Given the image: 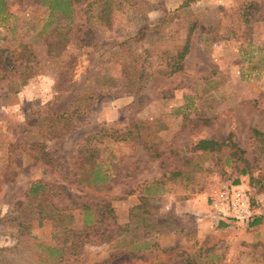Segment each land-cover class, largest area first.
Instances as JSON below:
<instances>
[{
    "label": "rangeland",
    "instance_id": "rangeland-1",
    "mask_svg": "<svg viewBox=\"0 0 264 264\" xmlns=\"http://www.w3.org/2000/svg\"><path fill=\"white\" fill-rule=\"evenodd\" d=\"M49 3L0 0V264H264V217L170 210L231 179L198 139L231 132L264 175V0ZM244 182L262 215L264 177Z\"/></svg>",
    "mask_w": 264,
    "mask_h": 264
},
{
    "label": "trees",
    "instance_id": "trees-1",
    "mask_svg": "<svg viewBox=\"0 0 264 264\" xmlns=\"http://www.w3.org/2000/svg\"><path fill=\"white\" fill-rule=\"evenodd\" d=\"M43 0H41V3ZM49 8L58 9L59 11L63 12L65 14V17H69V13L71 11V0H50V3L48 5ZM195 24L193 21L188 24L185 32L184 42L182 46L179 49L178 57L182 58L185 53L188 51L189 48V37L194 29ZM175 70H180L181 65L180 63L176 64ZM144 83V81L139 82ZM143 85V84H142ZM140 87V86H139ZM140 127L136 128L135 131L138 132ZM249 138L253 142L260 141V143H263L264 141V127L262 129H257L254 127L249 128ZM191 151L201 150V151H207L208 153H211L214 155V167L216 168L217 173L221 177H225L226 169H224L226 166L228 167L229 171L227 173V177L231 176V179L229 180V184H238L239 178L233 177L234 176H244L246 177L248 184H254L255 181L262 179L264 177L262 172L257 173L256 175L253 174V169L247 159L244 157L245 151L239 147L232 139V133L228 132L221 140H214L209 138H202L198 139L194 144H192L189 148ZM226 165V166H225ZM225 166V167H224ZM98 175V174H96ZM98 179L103 180V177H99ZM239 185V184H238ZM43 185L41 184H33L28 189L29 193H35L36 190L43 189ZM259 188H262V185H260ZM256 202L253 201L251 198V206L252 209L254 208V204ZM143 205V208L141 209V212L143 215L139 217L141 222L139 223V227L142 228V237L147 236L152 231L158 233L160 231L159 226L156 224V207L153 205L151 206L150 211L144 210V204H140L139 206ZM148 213L152 219L151 223H147L144 220V214ZM264 217V212L262 215H253L252 218H250L247 221L248 226L256 225L260 222L261 218ZM221 221V220H220ZM223 222V221H222ZM220 222V225H224V223ZM47 249H50L47 247Z\"/></svg>",
    "mask_w": 264,
    "mask_h": 264
},
{
    "label": "built area",
    "instance_id": "built-area-1",
    "mask_svg": "<svg viewBox=\"0 0 264 264\" xmlns=\"http://www.w3.org/2000/svg\"><path fill=\"white\" fill-rule=\"evenodd\" d=\"M213 214L226 223L247 222L253 215L251 196L238 184H229L208 195Z\"/></svg>",
    "mask_w": 264,
    "mask_h": 264
},
{
    "label": "crops",
    "instance_id": "crops-1",
    "mask_svg": "<svg viewBox=\"0 0 264 264\" xmlns=\"http://www.w3.org/2000/svg\"><path fill=\"white\" fill-rule=\"evenodd\" d=\"M215 140V139H214ZM233 177H238L239 178V185L243 186L245 183L244 180L246 177L244 176H234ZM149 181H152L151 178H149ZM230 181L228 182L229 185ZM219 187V186H217ZM215 188L214 191H216L219 188ZM211 188L204 189L203 191L199 192V194L195 195H187L184 196L183 198H175V196L170 195L172 197L171 200V207L170 210H172L174 213H178V215L181 214H189L193 219H196L195 216H198L201 218L199 219V222L204 221L206 217H210V214L213 212H209L211 209L208 204V195L213 193L214 191L210 192ZM134 197L127 195V198H125V201H130L134 200L132 199ZM133 202V201H132ZM131 203H129L127 206H130ZM128 208V207H127ZM127 208L126 212L123 215H120L119 218H117L118 223H125L128 218H127ZM205 213V214H202ZM202 214V215H201ZM204 218V219H203ZM198 221V220H197ZM217 222L220 224V220H217ZM224 223V222H222Z\"/></svg>",
    "mask_w": 264,
    "mask_h": 264
}]
</instances>
